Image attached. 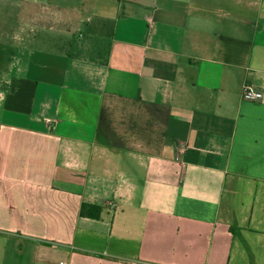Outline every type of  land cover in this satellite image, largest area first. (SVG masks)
<instances>
[{
    "label": "crops",
    "instance_id": "crops-1",
    "mask_svg": "<svg viewBox=\"0 0 264 264\" xmlns=\"http://www.w3.org/2000/svg\"><path fill=\"white\" fill-rule=\"evenodd\" d=\"M91 9L0 87V264H264V0Z\"/></svg>",
    "mask_w": 264,
    "mask_h": 264
},
{
    "label": "rangeland",
    "instance_id": "rangeland-1",
    "mask_svg": "<svg viewBox=\"0 0 264 264\" xmlns=\"http://www.w3.org/2000/svg\"><path fill=\"white\" fill-rule=\"evenodd\" d=\"M91 5L92 0H0V87L16 80V68L32 50L104 57L107 44L94 38L104 29L96 28Z\"/></svg>",
    "mask_w": 264,
    "mask_h": 264
},
{
    "label": "trees",
    "instance_id": "trees-1",
    "mask_svg": "<svg viewBox=\"0 0 264 264\" xmlns=\"http://www.w3.org/2000/svg\"><path fill=\"white\" fill-rule=\"evenodd\" d=\"M102 210V206L96 204L83 203L80 209V216L99 219Z\"/></svg>",
    "mask_w": 264,
    "mask_h": 264
},
{
    "label": "built area",
    "instance_id": "built-area-1",
    "mask_svg": "<svg viewBox=\"0 0 264 264\" xmlns=\"http://www.w3.org/2000/svg\"><path fill=\"white\" fill-rule=\"evenodd\" d=\"M242 95L244 99L251 101L259 100L260 98H262V93L256 91L249 85L244 86Z\"/></svg>",
    "mask_w": 264,
    "mask_h": 264
}]
</instances>
